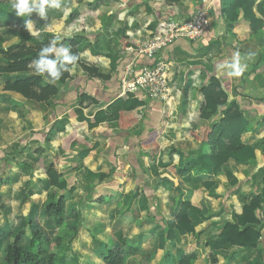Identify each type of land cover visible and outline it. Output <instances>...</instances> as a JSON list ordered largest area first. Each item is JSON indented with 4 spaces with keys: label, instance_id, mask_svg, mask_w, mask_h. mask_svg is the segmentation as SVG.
<instances>
[{
    "label": "crops",
    "instance_id": "obj_1",
    "mask_svg": "<svg viewBox=\"0 0 264 264\" xmlns=\"http://www.w3.org/2000/svg\"><path fill=\"white\" fill-rule=\"evenodd\" d=\"M3 1L0 47L36 46L47 38L52 40L57 32L67 33L65 38L78 34L83 36L78 45L80 61L111 78L104 85L78 66L66 83L57 84L51 106L4 90L5 78L24 74L0 77V178L6 181L0 196L7 208L6 213H0V264L4 248L12 240L10 233L22 227L26 230V221L45 218L40 207L47 192L55 189L46 176L54 154H59L63 177L72 188L65 219L77 227L70 246L78 264H104L101 250L114 234L140 248L127 257L126 264H173L187 249L197 254L194 264H264L263 221L246 225L260 232L253 247L219 239L227 223L238 222L244 205L254 197L264 201V43L260 44L245 24L237 25L234 35L227 31L222 7L233 0H62V10L49 9L47 21L32 15L39 29L34 36L24 29L23 18L9 11L10 0ZM198 9L205 10L210 19L203 36L177 38L159 55L170 63L171 103L141 97L145 105L137 110L138 119L129 131L115 128L112 120L78 129L77 135L96 148L86 164L75 169L78 145L66 151L61 142L72 130L68 111L77 107L78 96L85 93L99 101L98 105L88 104L85 115L93 117L99 109L106 110L114 99L122 97L119 80L125 65L133 60L141 70L154 61L153 57L130 52L135 41L159 28L161 21L187 19ZM72 12H77V17L66 22ZM122 38L134 46H124ZM238 68L242 71L235 75ZM210 76L219 80L227 99L235 100L249 121L241 140L252 154L239 155V161L230 158L217 171L214 167L198 171L194 166L187 174H176L172 166L182 169L195 165L198 159L201 145L190 131L221 119L220 114L210 120L198 117L203 102L199 89ZM52 124L57 129L48 150L35 153ZM156 128L162 129L157 138L159 151L152 158L143 156L139 141ZM15 143H27L21 155H13L16 160H26L28 168L11 161L10 147ZM209 152V147H204V153ZM111 170L112 177L121 179L119 190L108 203L91 207L88 197L97 188L98 175ZM81 199L85 201L80 203ZM186 201L197 209L188 212L193 231L180 233L176 229L172 239L166 238V222L175 219ZM78 211L79 217L75 215ZM255 217L260 219L259 210ZM27 228L24 246L30 238V226Z\"/></svg>",
    "mask_w": 264,
    "mask_h": 264
},
{
    "label": "trees",
    "instance_id": "obj_2",
    "mask_svg": "<svg viewBox=\"0 0 264 264\" xmlns=\"http://www.w3.org/2000/svg\"><path fill=\"white\" fill-rule=\"evenodd\" d=\"M168 3H175L181 0H166ZM5 4L0 0V8ZM223 12L226 16L227 31L234 35V28L239 24H245L251 35L264 43V0H233L229 5H224ZM77 17V12L68 15L66 22H71ZM155 28L154 31H158ZM160 30V29H159ZM83 36L74 35L65 38L62 43L71 45L72 52L79 55L78 45ZM127 38H122L123 45L133 47L132 41L127 42ZM45 39L36 46L17 45L10 48L0 47V77L10 73L24 74L17 78H5L3 88L20 93L23 97L36 102H46L52 106V98L58 93V83L64 84L70 78V73L65 72L57 82L49 83L46 77L36 75L33 71L31 61L37 56L39 49L49 43ZM3 38L0 36V46ZM146 56V55H145ZM148 57V56H147ZM155 61V60H154ZM152 62V64L154 63ZM78 66L86 72L89 78H97L107 85L111 76L102 73L96 67L78 61ZM120 86V80H119ZM203 96L198 117L210 120L220 114L221 119L202 125L196 130H191V136L199 142L200 149L197 151L198 159L195 165L188 164L182 169L172 166L176 174L184 175L194 166L198 171H208L214 167L217 171L230 158L240 160L239 155H251L252 149L247 147L241 140V135L249 128V121L241 112L235 100H228L226 93L222 90L219 80L215 76H210L199 89ZM88 104L98 105L99 101L92 96L82 93L78 96L76 108L68 111V119L72 125V130L62 138L61 146L64 150H69L73 145H78L77 164L75 169L82 168L86 162L95 154L96 144H91L88 140L77 135L80 128L88 126L92 128L105 120H112L115 128L130 130L138 119L137 110L144 107L145 102L127 94L112 101L106 110L99 109L93 117L85 115L84 108ZM55 124L49 126L44 132L43 143L35 149V153H44L49 148L53 132L56 131ZM162 129L156 128L148 131L147 135L139 141V146L143 150L142 155L149 158L156 156L159 151L157 138ZM27 145V143H26ZM26 145L20 143L13 144L10 158L15 161L13 154L21 155ZM204 147H209L210 152L204 153ZM6 160V159H5ZM16 163L20 167L28 168L27 161L17 159ZM61 158L59 154H54L52 161L46 168L48 183L55 189L47 192L46 199L41 204V211L59 232L52 238L46 237L43 228H31L30 238L26 246L23 240L26 235L25 227L19 228L10 233L11 242L7 244L3 252V264H78L77 256L73 253L70 243L72 237L77 233V227L66 223L65 205L71 198L72 188L67 187V182L60 169ZM113 171L100 173L97 177L96 189L89 193L88 201L91 207H97L108 203L116 191L119 190L121 179L112 177ZM6 181L0 178V187ZM87 200V199H86ZM260 197H254L249 204L243 206L241 214L237 216L238 222L227 223L220 233L219 239L228 244L243 247H253L257 244L260 232L247 224H258V217H255L256 210L264 207V201ZM85 199H81L83 203ZM189 202H183L174 220L166 222V238L172 239L174 230L180 233L192 232L193 228L188 217L189 211H196ZM7 208L0 196V213H6ZM80 216L78 211L75 214ZM28 223V222H27ZM241 226H245L240 229ZM71 234L69 238L66 235ZM3 246V239L0 237V251ZM140 251L138 246L130 245L126 238L120 234L109 237L108 244L101 250V257L104 264H126L128 256ZM67 254H70L68 257ZM197 254L192 249H187L173 264H194ZM213 261V259H211Z\"/></svg>",
    "mask_w": 264,
    "mask_h": 264
},
{
    "label": "built area",
    "instance_id": "obj_3",
    "mask_svg": "<svg viewBox=\"0 0 264 264\" xmlns=\"http://www.w3.org/2000/svg\"><path fill=\"white\" fill-rule=\"evenodd\" d=\"M210 24L208 13L203 9L193 11L187 19H166L159 23L160 30L135 41L130 52L154 58V63L141 70L132 60L124 67L120 77V95L133 94L158 100L169 105L174 99L170 82V63L159 55L177 38L194 40L203 36ZM156 57V58H155ZM259 218L264 222V207L259 210Z\"/></svg>",
    "mask_w": 264,
    "mask_h": 264
},
{
    "label": "clouds",
    "instance_id": "obj_4",
    "mask_svg": "<svg viewBox=\"0 0 264 264\" xmlns=\"http://www.w3.org/2000/svg\"><path fill=\"white\" fill-rule=\"evenodd\" d=\"M49 9L62 10V0H10L9 11L23 18L24 29L34 36L39 29L35 27L32 15L35 13L41 20L47 21ZM66 35L55 33L53 39L41 47L31 61L34 73L46 77L49 83L59 81L65 72L75 74L78 67L80 56L72 52L71 45L62 43ZM241 71L242 68H238L234 74L239 75Z\"/></svg>",
    "mask_w": 264,
    "mask_h": 264
},
{
    "label": "rangeland",
    "instance_id": "obj_5",
    "mask_svg": "<svg viewBox=\"0 0 264 264\" xmlns=\"http://www.w3.org/2000/svg\"><path fill=\"white\" fill-rule=\"evenodd\" d=\"M28 222V223H27ZM24 223V222H22ZM26 226H30V229L31 228H43V231H44V234L46 237H49V238H52L53 236H55L58 232H59V229L56 228L55 226H53L47 219L43 218L42 217V220H35V221H26ZM18 228L20 227L17 226ZM26 227V230L28 231V228ZM67 238H69V234L66 235ZM67 256L69 257L70 254H67Z\"/></svg>",
    "mask_w": 264,
    "mask_h": 264
}]
</instances>
